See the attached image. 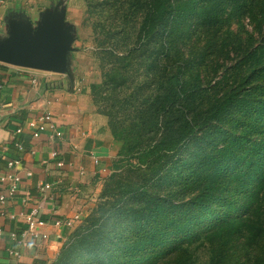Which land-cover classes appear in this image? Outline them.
Listing matches in <instances>:
<instances>
[{"label": "trees", "instance_id": "trees-1", "mask_svg": "<svg viewBox=\"0 0 264 264\" xmlns=\"http://www.w3.org/2000/svg\"><path fill=\"white\" fill-rule=\"evenodd\" d=\"M125 3L167 62L147 57L159 77L132 112L100 114L116 158L50 264H264V0Z\"/></svg>", "mask_w": 264, "mask_h": 264}, {"label": "crops", "instance_id": "crops-1", "mask_svg": "<svg viewBox=\"0 0 264 264\" xmlns=\"http://www.w3.org/2000/svg\"><path fill=\"white\" fill-rule=\"evenodd\" d=\"M9 1L0 0L4 25L7 12L32 21L24 2ZM34 71L0 63V176L7 171V160H17L12 172L20 179L12 196L7 195L8 182L0 181V195L6 196L0 206V264H50L72 228L49 224L39 229L37 238L23 235L22 214L38 208L45 220L76 217L73 225L79 224L93 208L117 154L106 118L86 99L64 93V81L56 74ZM45 111L52 114L62 137L50 132L34 137L26 127ZM45 184L51 188L42 192Z\"/></svg>", "mask_w": 264, "mask_h": 264}, {"label": "rangeland", "instance_id": "rangeland-1", "mask_svg": "<svg viewBox=\"0 0 264 264\" xmlns=\"http://www.w3.org/2000/svg\"><path fill=\"white\" fill-rule=\"evenodd\" d=\"M12 1L14 0L9 2ZM21 1L24 2L26 14L32 16L33 23L38 20V13L43 8H52L60 2L59 7L65 13V22L73 26L68 73L64 76L54 75L64 81V93L86 99L98 115L109 111L117 117L121 113L125 116L128 112H132V101L145 100V93H148L151 84H154L159 77L153 74L154 71L152 73L149 71V66L152 65H149L150 61L147 57L152 54L153 57L160 56L161 60L167 62L165 59L167 54L165 50L159 49L163 41L161 34L148 46L138 45L136 32L139 20L129 15V11L131 12L133 8L125 3L127 0ZM9 6L12 8L11 5ZM7 15H11V12H7ZM17 16L18 13L11 15V17ZM0 23L1 42L7 29L3 19ZM228 24L231 31L239 35L245 34L243 31L251 28L249 22L242 17H233ZM199 34L201 38H205L206 29ZM180 44L188 46L183 47V50H186L190 43ZM130 55L132 57L121 61L122 58ZM194 73L191 72L189 77ZM109 76L117 77V83L107 84ZM191 252L196 264H206L209 256L205 248H192Z\"/></svg>", "mask_w": 264, "mask_h": 264}, {"label": "water", "instance_id": "water-1", "mask_svg": "<svg viewBox=\"0 0 264 264\" xmlns=\"http://www.w3.org/2000/svg\"><path fill=\"white\" fill-rule=\"evenodd\" d=\"M60 2L46 8L33 23L21 13L5 19L6 35L0 42V63L65 75L73 41V26L65 22Z\"/></svg>", "mask_w": 264, "mask_h": 264}, {"label": "built area", "instance_id": "built-area-1", "mask_svg": "<svg viewBox=\"0 0 264 264\" xmlns=\"http://www.w3.org/2000/svg\"><path fill=\"white\" fill-rule=\"evenodd\" d=\"M29 71V69H28ZM26 127L31 130V133L34 137H37L40 133L43 132H50L53 136L59 138L62 137L61 131H59L58 126L53 119L52 114L49 111H45L41 113L36 118L30 120ZM20 148V146H18ZM1 157V154H0ZM6 172L4 175L0 176L1 182H8L9 187L7 188V195L12 196L16 191L17 184L20 181L19 177L16 173H13L12 170L19 165V161L17 160H7L6 163ZM58 166H63L62 163H58ZM29 174V173H28ZM51 188L50 184H45L41 187V191L44 192ZM6 202V196L0 195V206H4ZM53 210V209H52ZM53 212V211H52ZM23 221L26 225V230L22 233L23 235L29 233L32 237L37 238L39 234L40 228L46 227L47 225L51 224L55 227H66L71 228L77 219H63V218H54L53 220H45V218L39 217L38 215V208L32 209L30 212L26 214H22ZM10 237L14 239L16 235L14 233L10 234ZM45 238V235L42 236ZM13 255L18 256L17 252H14Z\"/></svg>", "mask_w": 264, "mask_h": 264}]
</instances>
